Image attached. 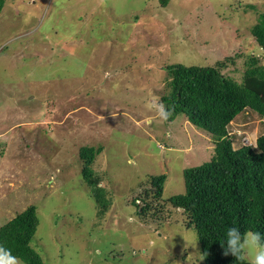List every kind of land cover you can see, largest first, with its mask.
Masks as SVG:
<instances>
[{"label":"rangeland","instance_id":"374dc122","mask_svg":"<svg viewBox=\"0 0 264 264\" xmlns=\"http://www.w3.org/2000/svg\"><path fill=\"white\" fill-rule=\"evenodd\" d=\"M165 2L4 0L0 227L34 207L30 246L44 264H202L176 210L159 201L142 218L131 204L159 175L163 200L183 194V172L213 154L186 118L167 123L152 106L167 66L225 61L222 74L238 83L250 58L264 66L251 34L264 0ZM227 131L233 148L254 147L264 119L247 109ZM82 147L102 149L91 166L108 202L101 217L81 177Z\"/></svg>","mask_w":264,"mask_h":264},{"label":"trees","instance_id":"16d2710c","mask_svg":"<svg viewBox=\"0 0 264 264\" xmlns=\"http://www.w3.org/2000/svg\"><path fill=\"white\" fill-rule=\"evenodd\" d=\"M160 1L166 4V0ZM3 6L4 0H0V14ZM251 34L264 49V13ZM224 62L211 67L178 64L164 69L167 81L159 103L171 110L165 122L186 118L208 136L213 154L209 162L183 172V194L163 200L166 177L159 175L149 178L150 192L144 191L131 204L142 218L151 211L154 215L161 208L156 206L159 201L176 210L182 217V227L193 228L196 233L202 264H248L244 259L224 256L220 243L225 230L232 226L264 234V136L255 140L254 147L242 145L235 149L227 127L247 109L264 119V66L250 58L238 83L222 74ZM99 149L82 147L79 158L82 180L90 188L97 216L101 217L108 202L91 168ZM37 226L35 208L28 207L0 227V244L10 248L24 264H44L30 246Z\"/></svg>","mask_w":264,"mask_h":264},{"label":"clouds","instance_id":"9594fccd","mask_svg":"<svg viewBox=\"0 0 264 264\" xmlns=\"http://www.w3.org/2000/svg\"><path fill=\"white\" fill-rule=\"evenodd\" d=\"M161 119H167L171 110L163 103L154 106ZM224 256H232L237 260L245 259V254L251 252L249 264H264V234L251 229L241 231L237 226L228 227L220 243ZM0 264H24L22 258L13 254L10 248L0 244Z\"/></svg>","mask_w":264,"mask_h":264},{"label":"bare ground","instance_id":"6f19581e","mask_svg":"<svg viewBox=\"0 0 264 264\" xmlns=\"http://www.w3.org/2000/svg\"><path fill=\"white\" fill-rule=\"evenodd\" d=\"M100 150V149H99ZM96 151V150H95ZM101 151V150H100Z\"/></svg>","mask_w":264,"mask_h":264}]
</instances>
